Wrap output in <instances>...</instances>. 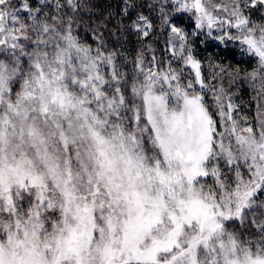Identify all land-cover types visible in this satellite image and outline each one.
Returning a JSON list of instances; mask_svg holds the SVG:
<instances>
[{
	"label": "snow or ice",
	"instance_id": "obj_1",
	"mask_svg": "<svg viewBox=\"0 0 264 264\" xmlns=\"http://www.w3.org/2000/svg\"><path fill=\"white\" fill-rule=\"evenodd\" d=\"M172 3L209 36L236 29L216 39L257 59L264 93V26L246 12L264 0L213 6L228 19L211 0ZM65 4L47 16L25 3V22L0 0V264H264V108L258 130L242 126L174 25L173 55L213 93L219 122L171 67L138 58L122 72L102 33L96 48L78 35L89 6Z\"/></svg>",
	"mask_w": 264,
	"mask_h": 264
},
{
	"label": "trees",
	"instance_id": "obj_2",
	"mask_svg": "<svg viewBox=\"0 0 264 264\" xmlns=\"http://www.w3.org/2000/svg\"><path fill=\"white\" fill-rule=\"evenodd\" d=\"M239 2L242 4L244 0ZM25 3L32 8H41L47 16L57 14L56 0H12L25 22L29 17V13L23 10ZM60 3L65 4V0H60ZM81 3L87 4L89 8L81 13L84 24L77 28L78 35L83 42L96 48V34L102 33L106 50L116 53V62L122 72L131 75L137 59L141 58L145 69L151 67L159 72H167L171 67L181 75V84L191 80L196 90L201 92L195 81V73L179 56L173 55L174 46H178L181 41L171 32L170 25L180 28L188 37L186 49L200 62L205 83L213 87L217 95L220 94L219 89L223 88L222 102L227 105L230 100L236 106L233 117L242 126L252 125L257 129L259 78L254 81L250 76L258 67L257 59L244 52L238 40L225 39L219 42L214 36H208L196 27L193 14L175 10L170 0H81ZM161 4L164 6L163 13L160 11ZM64 11L68 12L66 4ZM246 12L255 25L264 26V10ZM139 16L146 17L147 22L138 21ZM144 31H147V35L143 34ZM202 94L219 122L213 93L205 89ZM224 127L218 123L219 130Z\"/></svg>",
	"mask_w": 264,
	"mask_h": 264
},
{
	"label": "rangeland",
	"instance_id": "obj_3",
	"mask_svg": "<svg viewBox=\"0 0 264 264\" xmlns=\"http://www.w3.org/2000/svg\"><path fill=\"white\" fill-rule=\"evenodd\" d=\"M170 1L172 2V0H170ZM231 3H233V0H211V3H209L207 6L209 7V10L214 11V14L217 15L218 17H220L221 19H228L229 18L228 17V13L223 12V11H216L213 6L214 5H217V4L230 6ZM188 13H190V12H188ZM190 14H193V13H190ZM194 19H195V22H196L195 15H194ZM201 31L205 32L208 35V29L207 28H205V29H203ZM224 31H227L230 35H233V36L239 34V33H237V30L236 29H234V28L230 29V28H228L227 25H224L223 26V29H221L219 27L213 28L212 29V35L211 36H214L215 37V40H217L219 42H222L221 40L216 39V37L223 35L224 34ZM225 39H227V38H225ZM223 41H225V40H223ZM243 47H245V46H243ZM187 67L189 69H191L190 66L187 65ZM191 70L195 73V71L193 69H191ZM258 82H259V84H258V94L260 96L258 102H259L260 108H264V93H261L260 92V84H261L260 79H259ZM257 130H258V123H257Z\"/></svg>",
	"mask_w": 264,
	"mask_h": 264
}]
</instances>
